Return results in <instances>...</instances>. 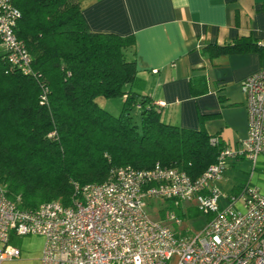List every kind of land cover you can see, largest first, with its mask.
Returning a JSON list of instances; mask_svg holds the SVG:
<instances>
[{
  "label": "trees",
  "instance_id": "obj_1",
  "mask_svg": "<svg viewBox=\"0 0 264 264\" xmlns=\"http://www.w3.org/2000/svg\"><path fill=\"white\" fill-rule=\"evenodd\" d=\"M11 2L31 71L12 64L0 40V180L20 207L68 204L75 183L104 181L119 165L159 162L197 176L216 160L223 140L163 120L141 90L133 35L90 29L78 0ZM214 45L264 49L246 36ZM116 95L123 97L117 114L96 99Z\"/></svg>",
  "mask_w": 264,
  "mask_h": 264
},
{
  "label": "built area",
  "instance_id": "obj_2",
  "mask_svg": "<svg viewBox=\"0 0 264 264\" xmlns=\"http://www.w3.org/2000/svg\"><path fill=\"white\" fill-rule=\"evenodd\" d=\"M19 14L11 0H0L1 43L8 60L27 73L31 56L14 30ZM241 87L247 135L237 144L223 141L216 160L197 176L159 162L119 165L104 181L75 183L70 203L53 199L34 208L20 207L0 180V262L20 255L12 235L38 234L44 238L40 264H163L172 256L173 264H264V189L248 182L228 194L214 182L231 158L248 157L253 167L264 159V65L246 75ZM171 197L194 200L210 213L199 232L178 234L146 210L148 198Z\"/></svg>",
  "mask_w": 264,
  "mask_h": 264
},
{
  "label": "crops",
  "instance_id": "obj_3",
  "mask_svg": "<svg viewBox=\"0 0 264 264\" xmlns=\"http://www.w3.org/2000/svg\"><path fill=\"white\" fill-rule=\"evenodd\" d=\"M78 2L90 29L134 36L141 90L159 106L163 120L204 128L231 144L247 135L241 81L264 65V53L218 52L212 46L242 36L264 40V0ZM255 184L264 189V182ZM42 246L33 252L20 248L19 256L0 264H40Z\"/></svg>",
  "mask_w": 264,
  "mask_h": 264
},
{
  "label": "rangeland",
  "instance_id": "obj_4",
  "mask_svg": "<svg viewBox=\"0 0 264 264\" xmlns=\"http://www.w3.org/2000/svg\"><path fill=\"white\" fill-rule=\"evenodd\" d=\"M264 53V49L260 50ZM97 101L101 106L110 112L119 113L123 97L120 95L105 97L97 96ZM264 182V159L259 157L256 166L253 167L252 160L245 156L234 157L228 160L222 176L214 182L223 192H237L246 183ZM148 213L168 224L178 234L193 235L199 232L207 222L208 215L198 209L194 200L180 199L176 202L175 198H148L146 204ZM172 214L177 216L180 221L172 218ZM36 236V237H30ZM38 234L12 235L10 242L20 245L21 249L29 252L36 251L43 245V237ZM23 251V250H22ZM175 258L172 256L163 264H173Z\"/></svg>",
  "mask_w": 264,
  "mask_h": 264
}]
</instances>
